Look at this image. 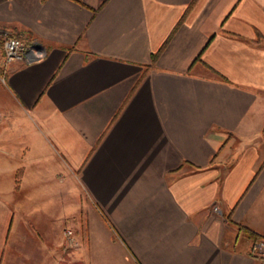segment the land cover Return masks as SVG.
<instances>
[{
  "label": "crops",
  "instance_id": "0c3cea01",
  "mask_svg": "<svg viewBox=\"0 0 264 264\" xmlns=\"http://www.w3.org/2000/svg\"><path fill=\"white\" fill-rule=\"evenodd\" d=\"M67 228L74 263L261 264L264 0H0V264Z\"/></svg>",
  "mask_w": 264,
  "mask_h": 264
},
{
  "label": "built area",
  "instance_id": "2783aa9c",
  "mask_svg": "<svg viewBox=\"0 0 264 264\" xmlns=\"http://www.w3.org/2000/svg\"><path fill=\"white\" fill-rule=\"evenodd\" d=\"M3 46L6 62L8 64L17 60H40L45 55V51L40 45L34 44L29 46L25 44L19 37L15 36L5 37ZM65 233L66 237L68 238V246L73 247L75 245L73 231L71 229H67ZM251 253L255 258L259 259L261 264H264V239L253 243Z\"/></svg>",
  "mask_w": 264,
  "mask_h": 264
},
{
  "label": "rangeland",
  "instance_id": "374dc122",
  "mask_svg": "<svg viewBox=\"0 0 264 264\" xmlns=\"http://www.w3.org/2000/svg\"><path fill=\"white\" fill-rule=\"evenodd\" d=\"M2 47L4 49V46H2ZM4 65H8V63L6 62V58H5V51H4ZM71 251H72V247L67 245L65 264H77V263H74L72 258H71V255H70ZM105 251H106L105 243L102 244L101 241L99 243H96V241H93L92 246H91V250L89 252L91 259L89 261V258L86 257V259H85L86 264H112L113 260L110 256V253L105 252ZM80 264H83V263H80Z\"/></svg>",
  "mask_w": 264,
  "mask_h": 264
},
{
  "label": "trees",
  "instance_id": "16d2710c",
  "mask_svg": "<svg viewBox=\"0 0 264 264\" xmlns=\"http://www.w3.org/2000/svg\"><path fill=\"white\" fill-rule=\"evenodd\" d=\"M17 37V36H16ZM158 55V54H157ZM155 57H156V55H155ZM20 176V175H19ZM250 234V236L251 237H253V239H254V242H257V241H259V240H261L262 238H259L258 236H255L254 234H251V233H249ZM77 264H80V263H77Z\"/></svg>",
  "mask_w": 264,
  "mask_h": 264
}]
</instances>
